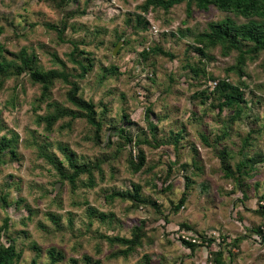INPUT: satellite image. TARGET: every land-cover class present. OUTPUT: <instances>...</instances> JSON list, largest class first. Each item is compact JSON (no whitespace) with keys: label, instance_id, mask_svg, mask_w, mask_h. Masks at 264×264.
Returning a JSON list of instances; mask_svg holds the SVG:
<instances>
[{"label":"rangeland","instance_id":"obj_1","mask_svg":"<svg viewBox=\"0 0 264 264\" xmlns=\"http://www.w3.org/2000/svg\"><path fill=\"white\" fill-rule=\"evenodd\" d=\"M143 2L0 0V43L6 50L2 57L21 66L18 54L24 49L35 57L36 67L61 69L63 62L74 74L80 69L69 52L77 45L78 57L91 63L85 77L78 79V95L91 101L102 119L98 144L84 117L74 118L67 128L62 127L70 119L65 116L52 130H45L36 118L53 109L47 102L75 109L66 99L69 84L56 80L48 97L38 101L41 86L31 82L28 69L0 75V140H11L16 154L8 149L0 153V225L8 217L0 241L14 240L19 257L12 264H33V258L34 264H216L213 251L219 246L223 264H264V52L245 62L243 75L228 71L236 51L222 55L217 45L200 58L192 47L193 36L207 29L208 22L233 14L192 5L187 16L185 2L167 12L159 7L143 11ZM155 47L173 57L156 51L141 56L143 50ZM199 60L212 78L196 76L189 69L188 61L200 67ZM111 65L117 66L116 71L101 78ZM223 77L246 84L238 118H233L232 107L219 111L217 105L209 106L210 99L202 104L196 93L213 88ZM147 121L156 125L155 143ZM112 126L125 128L131 143L112 134ZM252 130L258 131L250 136L244 154L263 159L236 180L227 178L219 151L234 153L229 159L234 170L242 139ZM224 131L226 136L216 140ZM176 134L175 148L170 142ZM144 138L151 144H134ZM118 144H124L120 152L115 151ZM138 147L145 163L133 172L127 158ZM66 154H73L77 163L99 162L94 185L86 184L87 174L76 179L73 189L61 178L57 167L65 173L71 170ZM133 184L140 186L141 197L152 202L135 206L128 197L108 196L114 190L132 193ZM183 192L185 201L175 210ZM134 226L146 232L141 244L126 256L113 255L123 246L111 245L103 236H130ZM201 234L214 241L202 243ZM182 238L200 245L191 250ZM51 247L63 255L54 263L47 252Z\"/></svg>","mask_w":264,"mask_h":264},{"label":"trees","instance_id":"obj_2","mask_svg":"<svg viewBox=\"0 0 264 264\" xmlns=\"http://www.w3.org/2000/svg\"><path fill=\"white\" fill-rule=\"evenodd\" d=\"M65 0H58V3H62ZM185 2L186 5V15L189 16L192 10V5H195L198 9L206 10L210 6H214L222 12H228L233 14L236 17H242L245 21H237L233 16L226 15L223 18L210 21L207 23V29L199 31L193 36V42L196 43L192 48L195 50L200 58L207 57L206 50L217 45L221 46L222 55H228L231 51H236L237 55L236 61L233 65L227 66L228 71H236L238 75H243V66L248 59L254 60L261 52H264V0H144L142 4H140V8L143 11H147L149 8H162L164 11H168L171 7L176 4H180ZM137 20L140 23L141 18L138 15ZM51 27H55L52 24H49ZM58 32H62L61 29H58ZM1 33V29H0ZM74 49L69 52V56L72 61H74L78 67L79 72L70 73L65 70V65L61 62V69H41L35 66L34 59L31 54H26L25 50L22 49L19 51L18 56L21 59L22 65L16 66L11 60H6L2 57V53L5 50V47L0 43V75H16L24 68L28 69L29 76L31 82L33 84L39 83L41 86L40 95L37 98L38 101H42L46 97H48L50 88L53 86L56 80L60 79L62 82L69 84V88L66 92L67 101L72 104L75 109H69L67 107L61 106L55 101L47 102L48 106H52L53 109L45 114L38 115L36 121L38 124L43 123V127L45 130H52L53 125L59 120L65 118V116H69L70 119L62 124V127L69 128L73 122L74 118L84 117L86 122L93 127V140L94 143L101 142V133H102V119L96 116V111L94 109V105L91 101L84 99L82 96L78 95V79L84 78L89 66L90 62L86 64L78 57L81 51H78L77 45L73 47ZM163 52L168 55L170 58L173 57L171 52H166L162 50L160 47L148 48V50H143L141 52V56L143 58H147L150 53L154 52ZM2 57V58H1ZM198 62L202 63V66H196V63H190L188 61L187 65L189 69L197 74L202 73L206 78H212L211 75L207 74L205 71L204 63L199 60ZM103 69V68H102ZM117 66L111 65L108 68H104L105 72L101 75V78H106L107 74H112L116 71ZM76 77L75 80L70 79L71 77ZM246 87L244 81L239 80L236 83H231L228 81L227 77H223L219 79L213 88L210 86H206L203 89L197 90L196 93L199 94L202 98V104H205L208 99L209 106L217 105L218 110L224 106L232 107L233 109V118H238L242 113L241 103L243 102V89ZM215 103V104H214ZM36 107H39L37 104ZM150 112V108H146V115ZM148 131L151 134L152 141L156 139L155 136V128L151 121H147ZM111 130H114L112 134H117L123 142L131 143L132 138L129 134H127L125 128L112 126ZM258 130H252L247 133L241 142L240 149L238 150V154L241 155V158L234 164L235 169L233 170L229 165V159L233 158V152L226 148H222L218 155L221 160L222 169L225 172V176L233 177L235 180L239 175L243 172L248 173L250 169H254L255 163L260 159V155L256 156H248L244 154L245 148L251 145L250 136L253 132H257ZM111 135V134H110ZM179 134H176L171 137L172 141L170 143L174 144L176 148L178 143ZM226 136V132H222L221 135L216 137V140H220L221 137ZM204 141L208 143L207 138L203 137ZM148 138L144 139H136L134 141L135 145H139L140 143L151 144ZM154 142V141H153ZM155 143V142H154ZM124 144H118L116 146V152L122 151ZM8 149V152L11 153L12 156H15L14 146L12 145L11 140L6 138H1L0 140V153L3 150ZM46 156L49 161H53L52 158L46 154H42ZM73 154H66V158L68 160V164L71 170L67 173L58 168L60 176L62 179H65L69 182L71 189L76 187V179L82 175L87 174V182L86 184L92 186L94 185V169H101L99 162H83L77 163L74 161ZM3 161V159H0ZM127 163L133 172L139 171L145 163V154L144 151L138 147L137 153L133 155L131 152L127 158ZM186 165V164H185ZM169 173V172H168ZM170 186V185H169ZM168 186V187H169ZM133 190L132 193L130 191H112L109 197L113 198L115 196H122L123 198H130L132 201V205L138 206L140 203H149L152 201L146 200L139 195L138 191L139 185H132ZM54 190V188H53ZM264 197V196H263ZM185 201V192L182 193L180 199L174 206L175 210H177L181 205H183ZM263 207V206H262ZM94 208H89V211H93ZM32 212V211H31ZM52 220L55 219V215L53 213H48ZM103 217V214H100ZM8 227V217L4 219L3 224L0 225V232L6 230ZM256 231H260L258 228ZM146 234L145 230H143L140 226H134L133 231L130 236H121V235H104L103 237L106 241L111 244H120L123 246L122 248L113 252V255L122 254L124 256L128 255L130 252L134 251L136 246L141 244L142 237ZM202 243L210 244L214 241V238L207 237L201 234ZM240 237H237L233 243L237 244ZM183 244H185L189 249L194 250L196 247L200 245V243L196 242L194 239H185L182 238ZM51 263L58 261L63 257L61 252L55 250L54 247H51L47 250ZM214 252V261L216 264H223L219 262L220 257L222 255L221 248L219 246L218 250ZM229 252L231 250L229 249ZM19 257L15 245L14 240L9 238L8 243L4 244V242L0 241V264H12L14 260ZM148 262V257L146 256ZM90 257L88 255H84L85 261H90ZM35 258H33L32 263L34 264Z\"/></svg>","mask_w":264,"mask_h":264},{"label":"water","instance_id":"obj_3","mask_svg":"<svg viewBox=\"0 0 264 264\" xmlns=\"http://www.w3.org/2000/svg\"><path fill=\"white\" fill-rule=\"evenodd\" d=\"M120 42H121V41H119V42L115 45L114 50H113V54L116 53V50H117V48L119 47ZM55 189H57V185L55 186Z\"/></svg>","mask_w":264,"mask_h":264}]
</instances>
